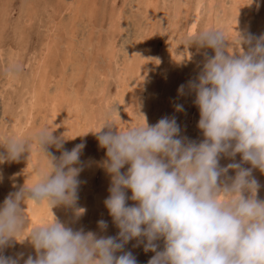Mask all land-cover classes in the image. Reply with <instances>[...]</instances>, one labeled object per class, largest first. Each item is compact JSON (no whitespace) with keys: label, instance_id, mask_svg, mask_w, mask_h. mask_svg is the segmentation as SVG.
Instances as JSON below:
<instances>
[{"label":"clouds","instance_id":"clouds-1","mask_svg":"<svg viewBox=\"0 0 264 264\" xmlns=\"http://www.w3.org/2000/svg\"><path fill=\"white\" fill-rule=\"evenodd\" d=\"M235 33L229 39L222 29L209 28L185 41L186 46L195 42L214 51L196 80L187 84L195 93L201 142L180 137L175 118L148 125L143 115L142 124L125 130L106 120L92 131L99 133V146L106 149L100 166L111 183L104 205L119 229L117 237L73 230L51 211L59 205L73 207L78 200L84 144L62 150L67 138L54 137L47 126L22 136L7 135L0 126V148L5 150L0 164L18 161L32 146L44 160L42 168H32L34 182L0 204V250L12 239L27 238L37 255L24 264H137L131 252L122 250L130 239L143 237L144 250L155 253L147 264H264L259 184L252 169L240 163L219 166L221 154L239 153L242 161L264 173V35L253 42L251 35ZM242 43L249 46L247 51ZM184 87L178 93L183 94ZM175 108L183 110L182 105ZM112 111L118 116L115 105ZM49 146L61 150L59 157ZM229 169L235 175L222 180ZM128 200L136 203L128 205ZM28 201L35 206L46 203L52 218L25 232L29 220L22 205ZM82 212L76 209V216ZM97 223L101 231L106 229L105 221ZM161 238L163 249L157 251L155 241ZM0 264H18V258L0 254Z\"/></svg>","mask_w":264,"mask_h":264},{"label":"rangeland","instance_id":"rangeland-1","mask_svg":"<svg viewBox=\"0 0 264 264\" xmlns=\"http://www.w3.org/2000/svg\"><path fill=\"white\" fill-rule=\"evenodd\" d=\"M26 1H24V0H0V6H1L0 7V17H1L0 18V23H2V24H0V26L2 28L4 27L3 30L0 27V29H1V31H0V37H1L0 41H1V43L0 44L2 45V46L0 45V47L1 48L4 47L3 49H6L8 47V45L12 44L13 47H15L16 49H18L20 51L19 56L17 58L18 62L17 63L15 62L16 70L15 69L11 70V73L13 72V73L17 74L16 75L17 79L12 81L11 84L6 87V90L2 94H0V126L2 124V126L4 128L3 131H4L5 134L13 135L14 131H15L14 130V126H13L15 120H17V119L21 120L20 122L22 123L21 125L23 127L22 132H25V130H28L31 127L32 122H37L36 120L39 117V118H42L41 119L42 123L45 120V122L42 124V127H44L45 125L47 126V124H48V126L50 124H51V126L52 125L55 126V128L53 129L54 133H52V135L54 137L60 136V138H62L64 136L65 138H67L68 141L70 139H72L69 142L66 139L63 140V146L65 148L63 147L62 150H71L74 147L75 144L76 145L77 144H85L83 149L81 150V155H80V157H81L80 161L83 164H85V165L83 167L84 169L82 170V172H80V174L78 176V179L80 181V184H79L80 188L78 187L79 188L78 189V200H77L76 204L73 207L65 206L66 208H63L64 205L63 206L59 205V206H61L60 209H64V211L60 210L58 208L59 206H55L56 208L53 207L51 209V211L54 214V216L61 223H64L68 227H71V228L73 227L72 228L73 230H83L85 232L92 231L94 233H97L98 235L117 237V233L119 232V229L116 227V225L111 220L112 218L108 214V210H106V207H105L104 201H103V200H105L104 198H107L108 195H109L108 188L110 186V183H109V180H110L109 178L110 177L107 176L106 171H104V169L100 166V162L105 159L104 158L105 157L104 154L106 153V151H104V150H106V149L100 147L99 144H98L97 135L99 133H92V131H96L97 128H99V126H101V123L105 122L104 120H110V121H114V122L116 121L115 123L119 127L118 128L119 130H125L126 128H129V127H132V126H138V125L143 123V114H145L144 116L147 115L145 118H146V121L149 123L148 125H154L161 118H175L176 123H178L177 124L178 126H179V124H182V125L179 126V128H180L179 136L180 137H186L188 140H191V141L196 142V143L201 142L204 139V137H203V134H202V130H200L198 128V126H197L198 120H199V110H198V107L193 102L194 99H195V93L192 92V94H191V92L187 88V84H188L189 81H193V80L195 81V78H197L198 74L200 73V71H201V69L203 67V64L206 61L205 59L210 58L211 56H213L214 55V51L211 48L207 47L206 48L207 50L205 49L206 51L204 50L201 55H198V54H196L197 44L194 42V43L186 46L185 41L188 38V36H191L192 34L198 32V31H203V30L209 29V28L215 29V28H218L219 25L221 26V24L224 23L223 21H226V22L228 21L227 24L228 25L231 24L233 26V28H234L233 29L231 27L232 28V31H231L232 34H230V38L229 39H234L235 38V35H236V33H234L235 31H237L239 34H241V32L243 30L241 36L246 38V36L248 37L249 35H251L254 38L253 42H255V38H259L262 35H264V2H263V0L262 1L261 0H256V1L253 0V3L245 5L246 3H248V0H245L246 2L244 0H235V1L234 0H230L231 3H233V4H230L229 0H216V1L215 0H192V1L191 0H184L185 1L184 8L182 7L181 10L179 11V13L176 15L175 11L173 10V8H174L173 6H174V1L175 0H152L151 3L146 4L147 6L145 4L144 5L143 4L142 5L138 4L137 6H133V7H132L131 3L134 0H106V1L102 0L103 2L101 0L100 1L99 0L98 1L97 0H84V1L83 0H52V1L50 0L49 1L48 0V2H47V0H26ZM41 1H42V3H41ZM53 1H54V3H51ZM55 1H57V2H55ZM72 1H73V3H72ZM74 1H75V3H74ZM82 1H83V3H81ZM87 1H89V2H87ZM91 1H92V5L89 4V3H91ZM239 1H240V3H239ZM25 2L28 3V4H26ZM63 2H64V4H63ZM207 2H209V3L207 4ZM224 2H225V4H224ZM236 2H238L239 6H236L237 5ZM33 3L36 4V5H34ZM96 3H98V4H96ZM48 4L51 6V8H49L50 6ZM80 5H81V8H80ZM202 5H203V7H202ZM228 5H230V6H228ZM257 5H259L260 7L257 6ZM34 6H35V8H34ZM62 6H64V7H62ZM142 6H143L144 9H141ZM40 7H41V9H39ZM85 7H87V8H85ZM139 7H141V8L139 9ZM198 7H201V8L198 9ZM205 7H207V8H205ZM237 7H241L243 9L241 10L240 13L238 12L237 15H238L239 18L236 19V17H235V21H234V20H231V18H234L235 15H233V17H231L233 13H229V12H231V9H232V12H234L233 11V10H235L234 8H237ZM122 8H124V9H122ZM131 8H132V11H131ZM186 8H187V10H186ZM195 8H197L198 10L195 9ZM202 8H204V9H202ZM3 9L7 10V11H5V13H4ZM77 9L79 11L81 10L80 13H79V11ZM87 9H89V10L86 13L85 10H87ZM237 9H239V8H237ZM251 9H252V11H251ZM19 10H21L22 12H20ZM24 10H25V13H24ZM63 10H64V12H62ZM40 11H41V13H38ZM105 11H107V12H105ZM197 11H200L201 14L199 13L200 15H199L198 19L195 21V18L193 17V14L197 13ZM98 12L99 13L102 12L101 15ZM187 12H188V14H187ZM247 12H249L248 13L249 15L247 14ZM90 13H91V15L94 14L93 16L95 17L96 20H94L93 16H90ZM129 13H131V15ZM5 14L7 16L6 18L4 17ZM23 14H24V16H22ZM83 14H84V16H85V14H87L90 17L87 16L88 18H86V17L83 16ZM217 14H219L220 16L217 15ZM261 14H263V15H261ZM105 15H106V17L108 16L107 19L104 18ZM165 15H166V17H165ZM37 16H39V17H37ZM52 16H54V18ZM194 16H195V14H194ZM203 16H205V17H203ZM221 16H222V18H220ZM60 17L62 19H60ZM82 17H84V19ZM183 17L185 19H183ZM102 18H104V19H102ZM159 18H160V20H159ZM1 19H3V20H1ZM47 19H49V20H47ZM58 19H59V22H58ZM18 21L20 23H18ZM112 21H114V22H112ZM208 21H210V22L208 23ZM256 21H257V23H256ZM97 22H99V23H97ZM111 22H112L113 26H111L112 25ZM192 22L194 23L195 27L192 26L193 25ZM234 22H239V23H236V25H238V27L234 24ZM17 23L20 25V27H19V25ZM43 23H45V24H43ZM48 23H50V24H48ZM116 23L118 24L117 26H116ZM123 23H125V24H123ZM199 23L201 24V26L199 25ZM3 24H5L6 26H3ZM11 24H13L15 26L13 27V25L11 26ZM92 24H93V26H92ZM245 24L248 25V26H245ZM153 25H154V27H153ZM239 25H241V26H239ZM260 25L262 27H260ZM75 26L76 27L78 26V27L76 28ZM106 26H108V27H106ZM184 26H185V28H184ZM249 26H251V27H249ZM54 27H57V28H54ZM192 27L194 28V32L193 33L192 32L189 33V29L192 28ZM246 27L247 28L249 27V28L247 29ZM82 28H85V29H82ZM109 28L111 30H113L114 33L112 31H111V33H110V31L108 32V30H110ZM145 28H146L147 31L144 30ZM242 28H244V29H242ZM4 29L6 31V34L4 33L5 32ZM76 29L79 30V31L77 32ZM88 29L92 33L90 31H88ZM105 29H106V31H105ZM258 29H259V31H258ZM75 30H76V32L79 35L74 34ZM115 30L117 32H115ZM143 30H144V32H143ZM148 30H149V32H148ZM247 30H249V31L247 32ZM158 31H159V35H158ZM145 32H147V33H145ZM8 33H9L10 36L8 35ZM107 33H110L111 36L108 35ZM143 33L145 34V38H143L144 37ZM92 34H94V35H92ZM141 34H142V36H141ZM14 35H15L16 38L14 37ZM113 35H114V37H113ZM150 35H151V38H152V36L154 37V38L151 39V41H150V37H149ZM231 35H233V36H231ZM257 35H258V37H257ZM12 36L14 37V39H12L13 38ZM70 36H71V38H70ZM104 36H106V38ZM139 36H140V38H139ZM76 37H78V38H76ZM96 37L99 38L98 39L99 42L97 41ZM102 37L104 38L103 39L104 42L101 40ZM112 37H113V39H115L114 40V44H113V42L111 40ZM91 39H92V41H91ZM144 39L147 40L146 44L142 43V42H144ZM134 41H136V42H134ZM39 42H41V43H39ZM8 43H10V44H8ZM13 43L15 44V46H14ZM105 43H107V45ZM135 43H136V45H135ZM69 44L70 45L72 44V46H71L72 48L70 47ZM98 45H99V48H98ZM103 45H105L106 47L103 46ZM113 45H115V46H113ZM63 46H64V48H63ZM133 46H134V48H133ZM104 47H105V49H104ZM248 47H249L248 45L246 46L243 43L241 44V48L244 51H247ZM66 48H67V50H66ZM94 48H95V50H94ZM62 49H64V50H62ZM147 49H148V51H147ZM132 50H133V53H132ZM138 50H139V52H141L142 57H141V59L139 61L134 59V62L136 61L134 63V62L130 61L129 56L132 53L133 57H135V55H137V53H138L136 51H138ZM187 50H189V52ZM229 51H231V49H229ZM233 51L235 53V49ZM113 52H115V53H113ZM191 52H192V54H191ZM0 53H1V50H0ZM108 53L111 56H109ZM154 53H155V56H154ZM63 54H64L65 57L63 56ZM90 54H92V55H90ZM168 54H170V56H168ZM124 55H125V57H124ZM149 55H152V56H149ZM184 55H186L185 58H184ZM190 55H191V59H190ZM193 55H194V57H192ZM195 55L198 56V57H196ZM67 56H69V57H67ZM148 56L150 57V60H152L150 62V64L147 62V61H150ZM55 57H56V59H55ZM87 57L88 58L90 57L89 60H88ZM167 57H170V59L167 58ZM65 58L68 59V61H65L66 60ZM187 58L189 60H187ZM35 59H36V63H35ZM53 59L58 60V61L55 62V60H53ZM106 59H108V60H106ZM184 59H186V61H183ZM105 60L107 61V63L105 62ZM178 60H179V62H177ZM87 61H89V62H87ZM54 62L55 63L58 62L59 64L57 63L55 65ZM167 62H168V64H167ZM176 62H177V64H176ZM202 62H203V64H202ZM108 63L111 64V65L107 66ZM165 63L167 65H165ZM183 63L184 64L186 63V66L182 65ZM53 64H54V66H53ZM174 64H175L176 68H174ZM0 65H2V66H0V82H1L4 79V74H5L4 67H3L4 66V62H3V58L1 56H0ZM178 65H179V67H178ZM148 66H151V67L153 66V67L150 68ZM182 66L184 68H182ZM33 67H37L38 68V74L36 76L44 77L45 79H47L48 83H47L46 86H47L48 89H45L43 91V94H44V95L42 94V97L44 96V98H42L43 101L40 104L37 103L38 107H36V109L34 108V116H33L34 119L32 117L31 124L27 123L29 125H27V124L24 125V123L26 122L24 120L26 118L25 117L26 114L23 113V112H25V109L23 108V104L24 103L26 104L27 100L30 97H32V95L29 94L30 91H31L30 90L31 89L30 88L31 85L29 86V83H27V80H28V78H30L29 81H31V79L35 80V78H33V77L31 78V73H32V68ZM180 67L183 70H180ZM172 68H174V70L177 69V70H175L176 72L175 71L173 72ZM186 68H188V69H186ZM190 70H192V71H190ZM152 71H154V73H152ZM76 72H77V74H76ZM112 72L114 74L113 76L111 75ZM140 73H142V74L140 75ZM165 73H166V75H165ZM174 73H176V74H174ZM149 74H151V75H149ZM174 75H176V79H175ZM100 76H101V78H100ZM144 77L147 78V79L149 77V79L145 80ZM157 77H159V78L156 81ZM131 78H133L134 80L131 79ZM162 78L164 79L163 81H162ZM76 79H79V80L76 81ZM142 79H144L145 82H143ZM152 80L154 81V83H152L153 82ZM55 81H57V82H55ZM155 82L157 84H159V85H157ZM160 82H162V84ZM179 82H181V83H179ZM31 83H32V81L30 82V84ZM51 83L53 85H51ZM100 84L102 86V89H101ZM97 85H98V87H100V88H98L99 90L97 89ZM170 85H172V87ZM181 85L185 86L183 94L178 93V88ZM54 86H56V87H54ZM69 86H70V88H69ZM73 86H74V88H73ZM75 86H78L79 88L75 87ZM86 86H87V89L85 88ZM149 86H150V88H149ZM56 88H58V89H56ZM145 88H146V91H145ZM27 89H28V92H27ZM91 89H93V90H91ZM47 91L51 92V93L55 92L53 95H51L49 97L50 98L49 100L45 99V95H47ZM131 92L134 93V94H132ZM141 93H142V95H141ZM151 93H153V94H151ZM98 94H99V96H98ZM159 95L161 97H159ZM162 95H163L165 100L162 98ZM145 96H146V98H145ZM57 97H59V98H57ZM60 97H62V99ZM74 97H76L74 100L77 99L76 100V102H77L76 104L73 103L74 100H72ZM91 97H93V98H91ZM148 97H150V98H148ZM171 97H173V98H171ZM17 98H18V100H17ZM79 98H80L81 101L79 100ZM83 98H84V100H83ZM90 98H91V100H90ZM159 98H161V100ZM151 99H152V101H151ZM65 100H67V101H65ZM93 100L97 101V102H94ZM99 100H102V101H99ZM180 100L181 101L183 100L184 104H183V101L181 103ZM52 101L54 102V104H52L53 103ZM80 102H83V103L80 104ZM98 102L99 103L101 102L102 104L100 103V105H99ZM140 102H142V103H140ZM91 103L92 104L94 103V104L92 105ZM174 103H176V105H179V104L182 105L183 111H179V112L177 111L176 112L175 111V109H176L175 106L176 105H174ZM135 104H136V106H135ZM142 104H143V107H142ZM113 105H115L116 110H117V114L119 113L118 114L119 117L115 114L114 111L112 112ZM131 105H132V107H131ZM145 105L147 107L148 106L149 107L147 108ZM40 106L41 107L44 106L46 108V110H45L44 107L41 108ZM86 106H87V110H86ZM93 107H95L94 111H92ZM106 107H107V109H106ZM130 107H131V109H129ZM134 107H136V108H134ZM151 107H152V111H151ZM50 108H51V110H50ZM60 108H63V109L61 110ZM71 108H73V111H71ZM75 108H76V110H75ZM101 108H103V109L100 112L99 110ZM19 109H20V111H18ZM79 109H80V111H79ZM82 109H83V113H82ZM149 109L151 111L150 114H149ZM157 109H159V110H157ZM160 109H162V111ZM97 110H98V112H97ZM104 110L105 111L107 110V113ZM37 111H39V112H37ZM44 111H47V112H44ZM131 111H134V112H131ZM159 111L161 113H159ZM64 112L67 113V114L65 115ZM68 112H69L70 116L68 115ZM86 112H88V113H86ZM110 112H112V113L110 114ZM140 112H141V114H140ZM165 112H167V113H165ZM44 113H45L46 117H45ZM63 113H64V118H63ZM94 113H97L99 115L94 114ZM101 113H104V114H101ZM131 113H133L134 117H132L133 115ZM96 115H97V117H96ZM154 115H155V117H154ZM88 116H90V118ZM93 116H94V119H93ZM98 116H100V117H98ZM102 117L103 118L105 117V118L103 119ZM109 117H112V118L109 119ZM149 117H150V119H149ZM85 118L87 120H85ZM101 118H102V120H101ZM114 118H116V120ZM64 119L67 120V122H65V124H64V121H65ZM70 119L71 120L73 119L75 121H73V120L71 121ZM92 120L94 121V123H93ZM184 120H186V122ZM52 121H53V123H52ZM86 121L87 122L89 121V123H87ZM126 121H128V122H126ZM133 121H135V122H133ZM29 122H30V120H29ZM99 122H101V123H99ZM98 123L100 125H98ZM120 124H123V127ZM80 125L82 127L84 126L83 128H85L86 131L83 130L80 133L79 130H81V128H79V129L77 128L78 126L81 127ZM129 125H131V126H129ZM53 127H50V129L53 128ZM74 127H75V129H72ZM121 127H122V129H121ZM71 129H72V131H71ZM76 129L78 130V132L76 131ZM112 129H113V132H114L115 131V127H113ZM103 130L104 131H108V128L102 129L101 131H103ZM59 131H61V132H59ZM57 132H58L59 135H57ZM71 132L72 133L74 132L73 133V137L74 136L77 137V135H80L82 138H80V137L73 138L72 135H71L72 134ZM82 132H83V134H82ZM90 134H92L93 137ZM69 136H70V139H69ZM80 140H82V141H80ZM84 140H85V142H83ZM65 143H68V144H66V146H65L64 145ZM89 144H91L92 146L89 145ZM86 145H87V147H86ZM94 145H95V148L93 147ZM88 148H91V150H88ZM31 149H33V148H31ZM50 149H52V150H50ZM50 149L48 148L49 151H52L50 153H52L53 155L59 157L58 155H60L61 150L59 152V150H57L54 146H52V148L50 147ZM95 149L97 151H95ZM90 151H91V153L93 152V154H91ZM35 152H36V150L33 149L32 151L30 150V154H28L27 152L23 153L25 155L22 154L20 159H19L20 161L21 160L25 161V162H23V167H22L23 170H22V172L27 171V172L31 173L32 176L34 177V179H35V175L32 173V168H33L32 164L34 166V163L37 162V160L39 161L41 159V156L38 154V152L36 154H35ZM82 152H84L86 155L84 153H82ZM94 152H95V154H94ZM30 155H32V156H30ZM89 155H90V157H89ZM26 156H27V158H26ZM37 157H39V158H37ZM28 158H30V159H28ZM95 159H96L97 162L94 161ZM87 160L89 161V164H88ZM41 161H39V164H42V163L44 164L43 158L41 159ZM90 162H91V164H90ZM94 162L97 165H95ZM4 163L6 165L5 164H1L2 171H0V176H2V179H0V204H2L4 202L3 200H5V198L9 195V193L11 194L13 192L12 190H9L11 188L13 189V176L11 174V168L13 167L12 165H15L16 162L14 161V162H9L8 163L6 161ZM230 163H240L242 165L241 167L245 168V166H249V167H246V168H251L252 169L251 170V175L253 176L254 179H256L257 183L259 184V188L257 190L256 198L258 200H264V189H263L264 188V184H263L264 183V180H263L264 179V173H262L258 168H252V166L248 162L242 161L241 155H240V160L239 161H235L234 158L231 157L229 161H227L224 164H221L219 166L220 167H225V166H227ZM43 164H42V166H43ZM4 165H5V167H4ZM87 165L89 167H87ZM90 165H91V169L93 168L92 171H91V169L89 170ZM36 166H37V164H36ZM97 167L99 169H101V170H99ZM127 167L125 165L124 168L121 169V171L122 172L125 171L126 170L125 168H127ZM86 168L88 170H86ZM29 169H30V171H29ZM3 171H4V173H3ZM5 172H6V174H5ZM89 172H90V175L88 176ZM91 173H93V174H91ZM103 173H105V174H103ZM234 175H235V170L229 169L228 172L226 173V175L222 176L224 178H221V179L223 180L226 177H232ZM105 177H106V179L108 178L107 181L105 180ZM258 179H259V181H258ZM90 180H91V183H90ZM99 180L103 181L104 184H103V182H101ZM105 183L107 184V186H106ZM26 186H28V185H26ZM84 186H86V187H84ZM99 186H100V188H99ZM101 188H102L103 191H101ZM89 190L92 193L89 192ZM105 190H106V192H105ZM5 191H7V192H5ZM128 191L129 190H126V195L127 196H131V191H129V193H128ZM4 192H5L6 195L4 194ZM103 193H104L105 197H104ZM89 195L91 196V198H90ZM92 195L93 196L96 195V196L93 197ZM245 195H247V193H245ZM99 197L101 198L100 200H99ZM87 198H89V199H87ZM93 199L95 200L94 203L95 202H97V203L94 204L93 201H92ZM96 199H98L99 202H98V200L96 201ZM1 201H3V202H1ZM129 201L130 200L127 201L128 205H129ZM89 203H91V204H89ZM97 204L98 205L100 204V205L98 206ZM79 206L83 207V208H80ZM95 206H96V208H95ZM47 209H48V207L46 206V203H44V202H41V204L39 206H35L34 205V211L38 210L37 212L41 213V217L42 218H41V221H39V220H36V218L28 217V220H29L28 225L33 226L34 224H40V223H44V222L50 221L51 218H52V214L49 211V209L48 210ZM71 209L73 210V212H72L71 217H70V214H68L67 210H71ZM76 209H83L84 213L82 212V214L77 217L76 216ZM104 209L106 211H104ZM56 210H58V211H56ZM99 211L102 212V213H100ZM105 212L107 213V217H106V215L104 217ZM101 214H103V215H101ZM85 215H86V217H85ZM67 218H68V220H67ZM107 218H109V219L106 222L105 220H107ZM102 219L106 222V224L107 223L108 224H107L106 229L101 231L100 228H99L98 229L99 231H98V230H96L98 228V226H96V225L98 224L97 222L102 220ZM135 240H134V238L130 239L124 245V248H123L122 251L131 252L134 257L136 256L135 258H136L137 264H146L148 262V260L155 253L150 251V250L146 251V252L144 251L145 239L143 237L142 238H135ZM134 242H136V244H138V245H135ZM155 243L157 244V251H160V250L163 249V239L162 238L160 240H158V241H155ZM32 248L34 249V247L30 243V241L27 240V238H25V240H23V242H18V241H15L14 239H12V240L9 241L8 245H6L2 249V251L0 250V254L4 255L5 257H12L13 259H17L18 258V264H24L23 261H20V260H22V257H25L26 255L27 256H34L36 251H35V249L32 250ZM134 248H137V250L134 249ZM23 251H24V253H23ZM27 251L28 252L32 251V253H28ZM119 254H121V253H117V255H119Z\"/></svg>","mask_w":264,"mask_h":264},{"label":"bare ground","instance_id":"bare-ground-1","mask_svg":"<svg viewBox=\"0 0 264 264\" xmlns=\"http://www.w3.org/2000/svg\"><path fill=\"white\" fill-rule=\"evenodd\" d=\"M24 1H26V0H24ZM49 1H50V0H49ZM51 1H52V0H51ZM83 1H84V0H83ZM83 1H82L81 3H83ZM97 1H98V0H97ZM97 1H96V2H97ZM99 1H100V0H99ZM101 1H102V0H101ZM103 1H106V0H103ZM103 1H102V2H103ZM151 1H152V0H134V1H132L131 4H132V7H133V6H137L138 4H139V5H140V4H141V5H142V4H143V5L145 4V5H146V4L151 3ZM191 1H192V0H191ZM215 1H216V0H215ZM229 1H230V0H229ZM234 1H235V0H234ZM244 1H245V0H244ZM244 1H243V2H244ZM255 1H256V0H255ZM261 1H262V0H261ZM26 2H27V1H26ZM26 2H25V3H26ZM28 2H29V1H28ZM32 2H33V1H32ZM47 2H48V0H47ZM55 2H57V1H55ZM67 2H68V1H67ZM87 2H89V1H87ZM198 2H199V1H198ZM245 2H246V1H245ZM263 2H264V0H263ZM41 3H42V1H41ZM41 3H40V4H41ZM51 3H54V1L51 2ZM61 3H62V2H61ZM72 3H73V1H72ZM74 3H75V1H74ZM81 3H80V4H81ZM113 3H114V2H113ZM208 3H209V2H207V4H208ZM239 3H240V1H239ZM5 4H6V3H5ZM26 4H28V3H26ZM33 4H34V3H33ZM63 4H64V2H63ZM63 4H62V5H63ZM89 4L92 5V1H91V3H89ZM96 4H98V3H96ZM107 4H108V3H107ZM124 4H125V3H124ZM124 4H123V5H124ZM191 4H192V3H191ZM224 4H225V2H224ZM227 4H228V3H227ZM230 4H233V3H231V1H230ZM236 4H237L236 6H239V5H238V2H236ZM244 4H245V3H244ZM261 4H262V3H261ZM8 5H9V4H8ZM18 5H19V4H18ZM34 5H36V4H34ZM41 5H42V4H41ZM41 5H40V6H41ZM48 5H49V4H48ZM48 5H47V6H48ZM51 5H52V4H51ZM60 5H61V4H60ZM82 5H83V4H82ZM104 5H105V4H104ZM205 5H206V4H205ZM253 5H254V4H253ZM4 6H5V5H4ZM49 6H50V5H49ZM74 6H75V5H74ZM127 6H128V5H127ZM146 6H147V5H146ZM184 6H185V1H184V0H175V1H174V6H173V7H174L173 10L175 11V14L177 15V14L179 13V11L181 10V8H182V7L184 8ZM228 6H230V5H228ZM228 6H227V7H228ZM236 6H235V7H236ZM258 6H259V5H258ZM0 7H1V6H0ZM5 7H6V6H5ZM24 7H25V6H24ZM27 7H28V6H27ZM27 7H26V8H27ZM38 7H39V6H38ZM62 7H64V6H62ZM62 7H61V8H62ZM71 7H72V6H71ZM83 7H84V6H83ZM93 7H94V6H93ZM93 7H92V8H93ZM114 7H115V6H114ZM119 7H120V6H119ZM202 7H203V5H202ZM207 7H208V6H207ZM207 7H205V8H207ZM259 7H260V6H259ZM28 8H29V7H28ZM34 8H35V6H34ZM49 8H51V6H50ZM49 8H48V9H49ZM52 8H53V7H52ZM69 8H70V7H69ZM76 8H77V7H76ZM80 8H81V5H80ZM85 8H87V7H85ZM88 8H89V7H88ZM99 8H100V7H99ZM134 8H135V7H134ZM140 8H141V7H139V9H140ZM199 8H201V7H198V9H199ZM231 8H232V7H231ZM237 8H239V9H237ZM237 8H234V9H235V10H233L234 12H232V9H231V12H229V13H233L231 17H233V15H235L234 18H231V20H234V21H235V17H236V19L239 18L237 14H238V12L240 13L241 10H242L243 8H241V7H237ZM255 8H256V7H255ZM261 8H262V7H261ZM23 9H24V8H23ZM39 9H41V7H40ZM101 9H102V8H101ZM101 9H100V10H101ZM107 9H108V8H107ZM122 9H124V8H122ZM141 9H144L143 6H142ZM189 9H190V8H189ZM195 9H197V8H195ZM198 9H197V10H198ZM202 9H204V8H202ZM202 9H201V10H202ZM214 9H215V8H214ZM262 9H263V8H262ZM3 10H4V9H3ZM49 10H50V9H49ZM54 10H55V9H54ZM77 10H78V9H77ZM83 10H84V9H83ZM83 10H82V11H83ZM88 10H89V9L85 10V12L87 13ZM97 10H98V9H97ZM170 10H171V9H170ZM186 10H187V8H186ZM229 10H230V9H229ZM253 10H254V9H253ZM5 11H7V10H4L3 12L5 13ZM19 11L22 12L21 10H19ZM37 11H38V10H37ZM65 11H66V10H65ZM78 11H79V10H78ZM80 11H81V10H80ZM80 11H79V13H80ZM122 11H123V10H122ZM131 11H132V8H131ZM224 11H225V10H224ZM226 11H227V10H226ZM248 11H249V10H248ZM251 11H252V9H251ZM260 11H261V10H260ZM260 11H259V12H260ZM32 12H33V11H32ZM35 12H36V11H35ZM45 12H46V11H45ZM62 12H64V10H63ZM66 12H67V11H66ZM90 12H91V11H90ZM99 12H100V11H99ZM99 12H98V13H99ZM105 12H107V11H105ZM114 12H115V11H114ZM141 12H142V11H141ZM163 12H164V11H163ZM194 12H195V11H194ZM208 12H209V11H208ZM249 12H250V11H249ZM249 12H247V14H248ZM254 12H255V11H254ZM24 13H25V10H24ZM26 13H27V12H26ZM38 13H41V11L38 12ZM38 13H37V14H38ZM47 13H48V12H47ZM91 13H92V12H91ZM91 13H90V16H93L94 14L91 15ZM101 13H102V12H101ZM101 13H99V14L101 15ZM117 13H118V12H117ZM172 13H173V12H172ZM199 13H200V11H197V13H194L195 16H194V14H193V17L195 18V21L198 19L199 15L201 14V13H200V14H199ZM209 13H210V12H209ZM218 13H219V12H218ZM223 13H224V12H223ZM223 13H222V14H223ZM261 13H262V12H261ZM2 14H3V13H2ZM6 14H7V13H6ZM6 14H5V16L3 15L5 18L7 17ZM72 14H73V13H72ZM114 14H115V13H114ZM129 14L131 15V13H129ZM180 14H181V13H180ZM180 14H179V15H180ZM187 14H188V12H187ZM204 14H205V13H204ZM222 14H221V15H222ZM225 14H226V13H225ZM225 14H224V15H225ZM244 14H245V13H244ZM251 14H252V13H251ZM254 14H255V13H254ZM257 14H258V13H257ZM40 15H41V14H40ZM45 15H46V14H45ZM55 15H56V14H55ZM81 15H82V14H81ZM102 15H103V14H102ZM116 15H117V14H116ZM120 15H121V14H120ZM124 15H125V14H124ZM166 15H167V14H166ZM166 15H165V17H166ZM176 15H175V16H176ZM217 15H219V14H217ZM226 15H227V14H226ZM228 15H229V14H228ZM230 15H231V14H230ZM248 15H249V14H248ZM261 15H263V14H261ZM22 16H24V14H23ZM43 16H44V15H43ZM65 16H66V15H65ZM65 16H64V17H65ZM83 16H84V14H83ZM87 16L90 17V16L87 15V14H85L84 17L88 18ZM219 16H220V15H219ZM259 16H260V15H259ZM259 16H258V17H259ZM33 17H34V16H33ZM37 17H39V16H37ZM52 17L54 18V16H52ZM67 17H68V16H67ZM84 17H82V18L84 19ZM107 17H108V16H107ZM107 17H106V15L104 16L105 19H107ZM109 17H110V16H109ZM116 17H117V16H116ZM120 17H121V16H120ZM122 17H123V16H122ZM129 17H130V16H129ZM185 17H186V16H185ZM203 17H205V16H203ZM225 17H226V16H225ZM246 17H247V16H246ZM246 17H245V18H246ZM0 18H1V17H0ZM86 18H85V19H86ZM93 18H94V20H96L94 16H93ZM98 18H99V17H98ZM104 18H102V19H104ZM135 18H136V17H135ZM186 18H187V17H186ZM201 18H202V17H201ZM220 18H222V16H221ZM226 18H227V17H226ZM245 18H244V19H245ZM259 18H260V17H259ZM7 19H8V18H7ZM60 19H62V18L60 17ZM67 19H68V18H67ZM90 19H91V18H90ZM113 19H114V18H113ZM183 19H185V18L183 17ZM256 19H257V18H256ZM1 20H3V19H1ZM8 20H9V19H8ZM21 20H22V19H21ZM47 20H49V19H47ZM80 20H81V19H80ZM88 20H89V19H88ZM110 20H111V19H110ZM141 20H142V19H141ZM159 20H160V18H159ZM163 20H164V19H163ZM167 20H168V19H167ZM172 20H173V19H172ZM180 20H181V19H180ZM193 20H194V19H193ZM199 20H200V19H199ZM207 20H208V19H207ZM241 20H242V19H241ZM26 21H27V20H26ZM42 21H43V20H42ZM53 21H54V20H53ZM61 21H62V20H61ZM182 21H183V20H182ZM229 21H230V20H229ZM260 21H261V20H260ZM260 21H259V22H260ZM4 22H5V21H4ZM4 22H3V23H4ZM58 22H59V19H58ZM78 22H79V21H78ZM112 22H114V21H112ZM112 22H111V24H112ZM123 22H124V21H123ZM133 22H134V21H133ZM180 22H181V21H180ZM193 22H194V21H193ZM193 22H192V23H193ZM203 22H204V21H203ZM209 22H210V21H208V23H209ZM218 22H219V21H218ZM223 22H224V23L221 24V26L219 25L218 28H219V29H222V30L225 32V34L230 38V34H232L231 31H232L233 26H232L231 24L228 25V24H227L228 21H227V22H226V21H223ZM18 23H20V22L18 21ZM18 23H17V24H18ZM73 23H74V22H73ZM82 23H83V22H82ZM97 23H99V22H97ZM125 23H126V22H125ZM125 23H123V24H125ZM164 23H165V22H164ZM236 23H239V22H234L235 25H236ZM249 23H250V22H249ZM256 23H257V21H256ZM262 23H263V22H262ZM0 24H2V23H0ZM41 24H42V23H41ZM41 24H40V25H41ZM43 24H45V23H43ZM48 24H50V23H48ZM48 24H47V25H48ZM79 24H80V23H79ZM111 24H110V25H111ZM114 24H115V23H114ZM158 24H159V23H158ZM181 24H182V23H181ZM184 24H185V23H184ZM259 24H260V23H259ZM7 25H8V24H7ZM12 25H13V24H11V26H12ZM18 25H19V24H18ZM18 25H17V26H18ZM21 25H22V24H21ZM29 25H30V24H29ZM55 25H56V24H55ZM60 25H61V24H60ZM85 25H86V24H85ZM117 25H118V24L116 23V26H117ZM195 25H196V24H195ZM199 25L201 26L200 23H199ZM253 25H254V24H253ZM3 26H6V25L3 24ZM14 26H15V25H13V27H14ZM30 26H31V25H30ZM81 26H82V25H81ZM81 26H80V27H81ZM90 26H91V25H90ZM92 26H93V24H92ZM92 26H91V27H92ZM111 26H113V24H112ZM163 26H164V25H163ZM182 26H183V25H182ZM192 26H194V23H193ZM197 26H198V25H197ZM200 26H199V27H200ZM202 26H203V25H202ZM236 26L238 27V25H236ZM239 26H241V25H239ZM245 26H248V25L245 24ZM0 27H1V26H0ZM19 27H20V25H19ZM75 27H76V26H75ZM77 27H78V26H77ZM77 27H76V28H77ZM80 27H79V28H80ZM100 27H101V26H100ZM103 27H104V26H103ZM106 27H108V26H106ZM153 27H154V25H153ZM156 27H157V26H156ZM156 27H155V28H156ZM160 27H161V26H160ZM194 27H195V26H194ZM231 27H232V28H231ZM237 27H236V28H237ZM242 27H243V26H242ZM249 27H251V26H249ZM249 27H248V28H249ZM260 27H262V26L260 25ZM1 28H2V27H1ZM3 28H4V27H3ZM3 28H2V30H3ZM54 28H57V27H54ZM60 28H61V27H60ZM113 28H114V27H113ZM122 28H123V27H122ZM181 28H182V27H181ZM184 28H185V26H184ZM184 28H183V29H184ZM246 28H247V27H246ZM248 28H247V29H248ZM82 29H85V28H82ZM109 29H110V28H109ZM115 29H116V28H115ZM117 29H118V28H117ZM125 29H126V28H125ZM137 29H138V28H137ZM153 29H154V28H153ZM179 29H180V28H179ZM183 29H182V30H183ZM196 29H197V28H196ZM198 29H199V28H198ZM233 29H234V28H233ZM242 29H244V28H242ZM14 30H15V29H14ZM40 30H41V29H40ZM49 30H50V29H49ZM54 30H55V29H54ZM76 30H77V29H76ZM76 30H75V32H76ZM93 30H94V29H93ZM122 30H123V29H122ZM144 30H146V28H145ZM144 30H143V32H144ZM173 30H174V29H173ZM186 30H187V29H186ZM237 30H238V29H237ZM249 30H250V29H249ZM249 30H247V32H248ZM0 31H1V29H0ZM4 31H5V29H4ZM4 31H3V32H4ZM11 31H12V30H11ZM50 31H51V30H50ZM67 31H68V30H67ZM78 31H79V30H77V32H78ZM88 31H90V30L88 29ZM101 31H102V30H101ZM105 31H106V29H105ZM109 31H110V33H111V31L114 33V31L111 30V29L108 30V32H109ZM146 31H147V30H146ZM161 31H162V30H161ZM258 31H259V29H258ZM16 32H17V31H16ZM60 32H61V31H60ZM60 32H59V33H60ZM75 32H74V34L79 35L77 32H76V33H75ZM90 32H91V31H90ZM115 32H117V31L115 30ZM148 32H149V30H148ZM162 32H163V31H162ZM178 32H179V31H178ZM191 32H192V33L194 32V28H193V27L189 29V33H191ZM242 32H243V30H242ZM242 32H241V34H242ZM245 32H246V31H245ZM247 32H246V33H247ZM256 32H257V31H256ZM262 32H263V31H262ZM4 33L6 34V31H5ZM61 33H62V32H61ZM82 33H83V32H82ZM84 33H85V32H84ZM91 33H92V32H91ZM94 33H95V32H94ZM100 33H101V32H100ZM110 33H107V34L111 36ZM145 33H147V32H145ZM152 33H153V32H152ZM156 33H157V32H156ZM234 33H235V32H234ZM254 33H255V32H254ZM1 34H2V33H1ZM143 34H144V33H143ZM187 34H188V33H187ZM241 34H240V35H241ZM3 35H4V34H3ZM8 35H9V33H8ZM67 35H68V34H67ZM69 35H70V34H69ZM81 35H82V34H81ZM81 35H80V36H81ZM92 35H94V34H92ZM114 35H115V34H114ZM114 35H113V37H114ZM116 35H117V34H116ZM156 35H157V34H156ZM158 35H159V31H158ZM233 35H234V34H233ZM233 35H231V36H233ZM4 36H5V35H4ZM4 36H3V37H4ZM9 36H10V35H9ZM21 36H22V35H21ZM45 36H46V35H45ZM51 36H52V35H51ZM85 36H86V35H85ZM102 36H103V35H102ZM141 36H142V34H141ZM235 36H236V35H235ZM260 36H261V35H260ZM12 37H13V36H12ZM14 37H15V35H14ZM14 37H13L12 39H14ZM88 37H89V36H88ZM88 37H87V38H88ZM104 37L106 38V36H104ZM113 37H112L111 40H112V42H113V44H114V40H115V39H113ZM149 37H150V41H151L152 38H154L153 36H152V38H151V35H150ZM174 37H175V36H174ZM188 37H189V36H188ZM246 37H247V36H246ZM257 37H258V35H257ZM0 38H1V37H0ZM8 38H9V37H8ZM15 38H16V37H15ZM53 38H54V37H53ZM68 38H69V37H68ZM70 38H71V36H70ZM76 38H78V37H76ZM94 38H95V37H94ZM96 38H97V41H98L99 38H98V37H96ZM139 38H140V36H139ZM143 38H145V34H144V37H143ZM3 39H4V38H3ZM92 39H93V38H92ZM92 39H91V41H92ZM103 39H104V38L102 37L101 40L103 41ZM132 39H133V38H132ZM137 39H138V38H137ZM155 39H156V38H155ZM1 40H2V39H1ZM44 40H45V39H44ZM47 40H48V39H47ZM67 40H68V39H67ZM70 40H71V39H70ZM153 40H154V39H153ZM156 40H157V39H156ZM42 41H43V40H42ZM87 41H88V40H87ZM62 42H63V41H62ZM81 42H82V41H81ZM85 42H86V41H85ZM98 42H99V41H98ZM103 42H104V41H103ZM103 42H102V43H103ZM134 42H136V41H134ZM134 42H133V43H134ZM146 42H147V40L144 39V42H142V43H145V44H146ZM153 42H154V41H153ZM0 43H1V41H0ZM39 43H41V42H39ZM63 43H64V42H63ZM4 44H5V43H4ZM8 44H10V43H8ZM13 44H14V43H13ZM84 44H85V43H84ZM94 44H95V43H94ZM98 44H99V43H98ZM105 44L107 45V43H105ZM154 44H155V43H154ZM154 44H153V45H154ZM0 45H1V44H0ZM6 45H7V44H6ZM69 45H70V44H69ZM135 45H136V43H135ZM150 45H151V44H150ZM1 46H2V45H1ZM14 46H15V44H14ZM40 46H41V45H40ZM71 46H72V44L70 45V47H71ZM86 46H87V45H86ZM93 46H94V45H93ZM103 46H105V45H103ZM109 46H110V45H109ZM113 46H115V45H113ZM116 46H117V45H116ZM246 46H247V45H246ZM68 47H69V46H68ZM70 47H69V48H70ZM83 47H84V46H83ZM105 47H106V46H105ZM105 47H104V49H105ZM120 47H121V46H120ZM142 47H143V46H142ZM144 47H145V46H144ZM150 47H151V46H150ZM3 48H4V47H3ZM3 48L0 47V50H1L0 56L3 58V62H4V66H3V67H4V72H5V74H4V79L0 82V85H1V86H0V94H2V93L6 90V87L9 86V85L11 84L12 81H14V80L17 79V77H16L17 74H16V73H13V72L11 73V70H12V69H13V70H14V69L16 70L15 62H16V63L18 62L17 58H18L19 53H20V51H19L18 49H16L15 47L12 46V44H11V45H8V47H7L6 49H3ZM41 48H42V47H41ZM63 48H64V46H63ZM71 48H72V47H71ZM98 48H99V45H98ZM98 48H97V49H98ZM113 48H114V47H113ZM115 48H116V47H115ZM124 48H125V47H124ZM133 48H134V46H133ZM133 48H132V49H133ZM153 48H154V47H153ZM206 48H207V47H201V46L197 45V47H196V49H197V50H196V54L201 55L202 52H203ZM101 49H102V48H101ZM151 49H152V48H151ZM36 50H37V49H36ZM62 50H64V49H62ZM66 50H67V48H66ZM84 50H85V49H84ZM94 50H95V48H94ZM134 50H135V49H134ZM139 50H140V49H139ZM139 50L136 51V52H138V53H137V55H135V57H133V55H132L133 50H132V53L130 52V53H131V55L129 56L130 61L134 62V59H135V60H138V61L141 59L142 55H141V52H139ZM206 50H207V49H206ZM206 50H205V51H206ZM68 51H69V50H68ZM92 51H93V50H92ZM114 51H115V50H114ZM127 51H128V50H127ZM147 51H148V49H147ZM187 51L189 52V50H187ZM90 52H91V51H90ZM93 52H94V51H93ZM97 52H98V51H97ZM107 52H108V51H107ZM123 52H124V51H123ZM185 52H186V51H185ZM87 53H88V52H87ZM113 53H115V52H113ZM130 53H129V54H130ZM186 53H187V52H186ZM65 54H66V53H65ZM108 54H109V53H108ZM111 54H112V53H111ZM146 54H147V53H146ZM151 54H152V53H151ZM191 54H192V52H191ZM22 55H23V54H22ZM55 55H56V54H55ZM90 55H92V54H90ZM119 55H120V54H119ZM186 55H187V54H186ZM186 55H184V58H185ZM63 56H64V54H63ZM70 56H71V55H70ZM78 56H79V55H78ZM109 56H111V55L109 54ZM145 56H146V55H145ZM149 56H152V55H149ZM149 56H148V58H149V60H150V57H149ZM154 56H155V53H154ZM168 56H170V54H168ZM195 56H196V55H195ZM49 57H50V56H49ZM64 57H65V56H64ZM67 57H69V56H67ZM67 57H66V58H67ZM79 57H80V56H79ZM124 57H125V55H124ZM187 57H188V56H187ZM192 57H194V55H193ZM196 57H198V56H196ZM43 58H44V57H43ZM66 58H65V59H66ZM87 58H88V57H87ZM89 58H90V57H89ZM89 58H88V60H89ZM126 58H127V57H126ZM146 58H147V57H146ZM167 58L170 59V57H167ZM55 59H56V57H55ZM55 59H53V60H55ZM79 59H80V58H79ZM190 59H191V55H190ZM51 60H52V59H51ZM106 60H108V59H106ZM106 60H105V62L107 63ZM109 60H110V59H109ZM187 60H189V59L187 58ZM193 60H194V59H193ZM197 60H198V59H197ZM205 60H206V59H205ZM46 61H47V60H46ZM56 61H58V60H55V62H56ZM65 61H68V59H66ZM144 61H145V60H144ZM146 61H147V60H146ZM151 61H152V60L147 61V62L150 64ZM183 61H186V59H184ZM52 62H53V61H52ZM55 62H54V63H55ZM59 62H60V61H59ZM87 62H89V61H87ZM115 62H116V61H115ZM119 62H120V61H119ZM119 62H118V63H119ZM126 62H127V61H126ZM135 62H136V61H135ZM135 62H134V63H135ZM142 62H143V61H142ZM147 62H146V63H147ZM177 62H179V60H178ZM177 62H176V64H177ZM180 62H181V61H180ZM187 62H188V61H187ZM203 62H204V61H203ZM203 62H202V64H203ZM205 62H206V61H205ZM1 63H2V62H1ZM35 63H36V59H35ZM57 63H58V62H57ZM57 63H55V65H56ZM106 63H105V64H106ZM121 63H122V62H121ZM146 63H145V64H146ZM181 63H182V62H181ZM58 64H59V63H58ZM90 64H91V63H90ZM119 64H120V63H119ZM167 64H168V62H167ZM167 64L165 63V65H167ZM188 64H189V63H188ZM188 64H187V65H188ZM77 65H78V64H77ZM79 65H80V64H79ZM85 65H86V64H85ZM109 65H111V64L108 63L107 66H109ZM180 65H181V64H180ZM182 65L186 66V63H185V64L183 63ZM0 66H2V65H0ZM53 66H54V64H53ZM57 66H58V65H57ZM145 66H146V65H145ZM45 67H46V66H45ZM60 67H61V66H60ZM83 67H84V66H83ZM91 67H92V66H91ZM148 67L152 68L153 66H152V67H151V66H148ZM178 67H179V65H178ZM178 67H177V68H178ZM18 68H19V67H18ZM62 68H63V67H62ZM84 68H85V67H84ZM146 68H147V67H146ZM174 68H176V67H175V64H174ZM174 68H172V69H173V70H172L173 72H174L175 70H177V69L174 70ZM182 68H184V67L182 66ZM182 68L180 67V70H183ZM189 68H190V67H189ZM186 69H188V68H186ZM105 70H106V69H105ZM120 70H121V69H120ZM122 70H123V69H122ZM154 70H155V69H154ZM80 71H81V70H80ZM141 71H142V70H141ZM146 71H147V70H146ZM188 71H189V70H188ZM190 71H192V70H190ZM142 72H143V71H142ZM175 72H176V71H175ZM180 72H181V71H180ZM150 73H151V72H150ZM152 73H154V71H152ZM158 73H159V72H158ZM160 73H161V72H160ZM191 73H192V72H191ZM37 74H38V68H37V67H33V68H32V73H31V78L33 77V78H35V80H34V79H33V80L31 79V81H32L33 84H32V83L30 84V82H31V81H29L30 78H28V80H27V83H29V86L31 85V86H30L31 89L29 88V89L31 90L29 94L32 95V97H30V98L27 100L26 104H25V103L23 104V108L25 109V112H23V113L26 114V116H25L26 118L24 119L26 122L24 123V125L27 124V123H30V124H31V119H32V117L34 116V108L36 109V107H38V106H37V103L40 104V103L43 101V100H42V98H44V96L42 97L43 91H44L45 89H48L47 86H46L47 83H48V82H47V79H45L44 77L36 76ZM76 74H77V72H76ZM78 74H79V73H78ZM116 74H117V73H116ZM141 74H142V73H140V75H141ZM174 74H176V73H174ZM179 74H180V73H179ZM63 75H64V74H63ZM104 75H105V74H104ZM111 75H112V76L114 75L113 72L111 73ZM146 75H147V74H146ZM149 75H151V74H149ZM158 75H159V74H158ZM165 75H166V73H165ZM170 75H171V74H170ZM76 76H77V75H76ZM122 76H123V75H122ZM144 76H145V75H144ZM161 76H162V75H161ZM174 76H175V79H176V75H174ZM196 76H197V75H196ZM36 77H37V78H36ZM80 77H81V76H80ZM106 77H107V76H106ZM134 77H135V76H134ZM141 77H142V76H141ZM162 77H163V76H162ZM100 78H101V76H100ZM116 78H117V77H116ZM136 78H137V77H136ZM144 78H145V77H144ZM158 78H159V77H157L156 81L158 80ZM88 79H89V78H88ZM109 79H110V78H109ZM131 79H133V78H131ZM148 79H149V77H148ZM148 79L145 78V80H148ZM154 79H155V78H154ZM172 79H173V78H172ZM177 79H178V78H177ZM77 80H79V79H76V81H77ZM93 80H94V79H93ZM110 80H111V79H110ZM110 80H109V81H110ZM121 80H122V79H121ZM133 80H134V79H133ZM142 80H143V82H145L144 79H142ZM163 80H164V79L162 78V81H163ZM169 80H170V79H169ZM195 80H196V78H195ZM28 81H29V82H28ZM60 81H61V80H60ZM71 81H72V80H71ZM152 81H153V80H152ZM160 81H161V80H160ZM165 81H166V80H165ZM176 81H177V80H176ZM193 81H194V80H193ZM37 82H38V83H37ZM53 82H54V81H53ZM55 82H57V81H55ZM136 82H137V81H136ZM146 82H147V81H146ZM148 82H149V81H148ZM169 82H170V81H169ZM122 83H123V82H122ZM149 83H150V82H149ZM152 83H154V81H153ZM152 83H151V84H152ZM155 83H156V82H155ZM158 83H159V82H158ZM160 83L162 84V82H160ZM164 83H165V82H164ZM171 83H172V82H171ZM179 83H181V82H179ZM95 84H96V83H95ZM101 84H102V83H101ZM101 84H100V86H101ZM123 84H124V83H123ZM138 84H139V83H138ZM146 84H147V83H146ZM146 84H145V85H146ZM156 84H157V83H156ZM175 84H176V83H175ZM183 84H184V83H183ZM51 85H53V84L51 83ZM51 85H50V86H51ZM91 85H92V84H91ZM106 85H107V84H106ZM153 85H154V84H153ZM157 85H159V84H157ZM163 85H164V84H163ZM70 86H71V85H70ZM70 86H69V88H70ZM143 86H144V85H143ZM164 86H165V85H164ZM166 86H167V85H166ZM170 86L172 87V85H170ZM54 87H56V86H54ZM75 87H78V86H75ZM91 87H92V86H91ZM106 87H107V86H106ZM173 87H174V86H173ZM27 88H28V87H27ZM73 88H74V86H73ZM78 88H79V87H78ZM85 88L87 89V86H86ZM89 88H90V87H89ZM94 88H95V87H94ZM98 88H100V87H98V85H97V89H98ZM109 88H110V87H109ZM133 88H134V87H133ZM137 88H138V87H137ZM149 88H150V86H149ZM161 88H162V87H161ZM176 88H177V87H176ZM56 89H58V88H56ZM66 89H67V88H66ZM101 89H102V86H101ZM141 89H142V88H141ZM159 89H160V88H159ZM166 89H167V88H166ZM168 89H169V88H168ZM68 90H69V89H68ZM79 90H80V89H79ZM91 90H93V89H91ZM95 90H96V89H95ZM98 90H99V89H98ZM98 90H97V91H98ZM126 90H127V89H126ZM143 90H144V89H143ZM151 90H152V89H151ZM55 91H56V90H55ZM66 91H67V90H66ZM66 91H65V92H66ZM88 91H89V90H88ZM109 91H110V90H109ZM145 91H146V88H145ZM22 92H23V91H22ZM27 92H28V89H27ZM70 92H71V91H70ZM74 92H75V91H74ZM76 92H77V91H76ZM80 92H81V91H80ZM91 92H92V91H91ZM98 92H99V91H98ZM119 92H120V91H119ZM135 92H136V91H135ZM142 92H143V91H142ZM157 92H158V91H157ZM50 93H51V92H48V91H47V95H45V99H46V100H49V99H50L49 97H50L51 95H53L55 92H53V93H51V94H50ZM63 93H64V92H63ZM93 93H94V92H93ZM93 93H92V94H93ZM120 93H121V92H120ZM125 93H126V92H125ZM125 93H124V94H125ZM127 93H128V92H127ZM131 93H132V92H131ZM165 93H166V92H165ZM193 93H194V92H193ZM26 94H27V93H26ZM132 94H134V93H132ZM151 94H153V93H151ZM156 94H157V93H156ZM191 94H192V92H191ZM11 95H12V94H11ZM43 95H44V94H43ZM71 95H72V94H71ZM71 95H70V96H71ZM90 95H91V94H90ZM93 95H94V94H93ZM126 95H127V94H126ZM130 95H131V94H130ZM141 95H142V93H141ZM5 96H6V95H5ZM60 96H61V95H60ZM87 96H88V95H87ZM98 96H99V94H98ZM164 96H165V95H164ZM167 96H168V95H167ZM174 96H175V95H174ZM189 96H190V95H189ZM14 97H15V96H14ZM93 97H94V96H93ZM93 97H91V98H93ZM101 97H102V96H101ZM105 97H106V96H105ZM111 97H112V96H111ZM159 97H161V96L159 95ZM169 97H170V96H169ZM15 98H16V97H15ZM27 98H28V97H27ZM57 98H59V97H57ZM60 98L62 99V97H60ZM71 98H72V97H71ZM75 98H76V97H74L72 100H74ZM91 98H90V100H91ZM112 98H113V97H112ZM145 98H146V96H145ZM148 98H150V97H148ZM162 98L164 99L163 95H162ZM171 98H173V97H171ZM13 99H14V98H13ZM24 99H25V98H24ZM55 99H56V98H55ZM94 99H95V98H94ZM98 99H99V98H98ZM98 99H97V100H98ZM159 99L161 100V98H159ZM17 100H18V98H17ZM56 100H57V99H56ZM76 100H77V99H76ZM76 100H74V102H73V101H72V102L76 104V103H77ZM79 100H80V98H79ZM83 100H84V98H83ZM111 100H112V99H111ZM136 100H137V99H136ZM164 100H165V99H164ZM44 101H45V100H44ZM50 101H51V100H50ZM62 101H63V100H62ZM65 101H67V100H65ZM80 101H81V100H80ZM93 101H94V100H93ZM93 101H92V102H93ZM99 101H102V100H99ZM116 101H117V100H116ZM151 101H152V99H151ZM151 101H150V102H151ZM157 101H158V100H157ZM167 101H168V100H167ZM180 101H181V100H180ZM182 101H183V100H182ZM182 101H181V103H182ZM52 102H53V101H52ZM58 102H59V101H58ZM94 102H97V101H94ZM144 102H145V101H144ZM169 102H170V101H169ZM59 103H60V102H59ZM81 103H83V102H80V104H81ZM84 103H85V102H84ZM88 103H89V102H88ZM98 103H99V102H98ZM100 103H101V102H100ZM100 103H99V105H100ZM124 103H125V102H124ZM132 103H133V102H132ZM138 103H139V102H138ZM140 103H142V102H140ZM160 103H161V102H160ZM52 104H54V102H53ZM75 104H74V105H75ZM91 104H92V103H91ZM93 104H94V103H93ZM93 104H92V105H93ZM101 104H102V103H101ZM105 104H106V103H105ZM147 104H148V103H147ZM167 104H168V103H167ZM170 104H171V103H170ZM177 104H178V103H177ZM183 104H184V101H183ZM185 104H186V103H185ZM19 105H20V104H19ZM49 105H50V104H49ZM86 105H87V104H86ZM97 105H98V104H97ZM99 105H98V106H99ZM159 105H160V104H159ZM163 105H164V104H163ZM174 105H176V103H174ZM179 105H180V104H179ZM44 106H45V105H44ZM44 106H42V107H44ZM102 106H103V105H102ZM135 106H136V104H135ZM145 106H146V105H145ZM154 106H155V105H154ZM169 106H170V105H169ZM172 106H173V105H172ZM40 107H41V106H40ZM42 107H41V108H42ZM48 107H49V106H48ZM53 107H54V106H53ZM63 107H64V106H63ZM79 107H80V106H79ZM125 107H126V106H125ZM131 107H132V105H131ZM131 107H130L129 109H131ZM142 107H143V104H142ZM146 107H147V106H146ZM148 107H149V106H148ZM148 107H147V108H148ZM173 107H174V106H173ZM44 108H45V107H44ZM65 108H66V107H65ZM73 108H74V107H73ZM73 108H71V111H73ZM94 108H95V107H93V110H92V109H91V110L94 111ZM96 108H97V107H96ZM103 108H104V107H103ZM103 108H101L99 111L101 112ZM134 108H136V107H134ZM155 108H156V107H155ZM157 108H158V107H157ZM166 108H167V107H166ZM5 109H6V108H5ZM37 109H38V108H37ZM60 109L62 110L63 108H60ZM106 109H107V107H106ZM120 109H121V108H120ZM142 109H143V108H142ZM168 109H169V108H168ZM9 110H10V109H9ZM40 110H41V109H40ZM45 110H46V108H45ZM50 110H51V108H50ZM67 110H68V109H67ZM75 110H76V108H75ZM75 110H74V111H75ZM86 110H87V106H86ZM145 110H146V109H145ZM147 110H148V109H147ZM157 110H159V109H157ZM160 110L162 111V109H160ZM16 111H17V110H16ZM18 111H20V109H19ZM63 111H64V110H63ZM68 111H69V110H68ZM79 111H80V109H79ZM104 111H105V110H104ZM140 111H141V110H140ZM143 111H144V110H143ZM151 111H152V107H151ZM151 111H150V109H149V114H150ZM170 111H171V110H170ZM175 111L177 112L176 109H175ZM182 111H183V110H182ZM5 112H6V111H5ZM37 112H39V111H37ZM41 112H42V111H41ZM44 112H47V111H44ZM66 112H67V111H66ZM97 112H98V110H97ZM105 112L107 113V110H106ZM112 112H113V111H112ZM112 112H110V114H111ZM131 112H134V111H131ZM147 112H148V111H147ZM157 112H158V111H157ZM178 112H179V111H178ZM50 113H51V112H50ZM52 113H53V112H52ZM64 113H65V112H64ZM64 113H63V118H64ZM82 113H83V109H82ZM86 113H88V112H86ZM142 113H143V112H142ZM155 113H156V112H155ZM159 113H161V112L159 111ZM165 113H167V112H165ZM169 113H170V112H169ZM13 114H14V113H13ZM41 114H42V113H41ZM56 114H57V113H56ZM66 114H67V113H65V115H66ZM84 114H85V113H84ZM94 114H97V113H94ZM101 114H104V113H101ZM101 114H100V115H101ZM115 114H116V113H115ZM118 114H119V113H118ZM131 114L133 115V113H131ZM140 114H141V112H140ZM140 114H139V115H140ZM44 115H45V113H44ZM68 115H69V112H68ZM77 115H78V114H77ZM97 115H99V114H97ZM97 115H96V117H97ZM143 115H145V114H143ZM157 115H158V114H157ZM181 115H182V114H181ZM48 116H49V115H48ZM48 116H47V117H48ZM55 116H56V115H55ZM60 116H61V115H60ZM69 116H70V115H69ZM81 116H82V115H81ZM108 116H109V115H108ZM146 116H147V115H146ZM146 116H145V117H146ZM150 116H151V115H150ZM182 116H183V115H182ZM42 117H43V116H42ZM45 117H46V115H45ZM61 117H62V116H61ZM66 117H67V116H66ZM66 117H65V118H66ZM88 117L90 118V116H88ZM96 117H95V118H96ZM98 117H100V116H98ZM105 117H106V116H105ZM105 117H104V118H105ZM132 117H134V115H133ZM132 117H131V118H132ZM154 117H155V115H154ZM7 118H8V117H7ZM19 118H20V117H19ZM36 118H37V117H36ZM36 118H35V119H36ZM38 118H39V117H38ZM38 118H37V120H36L37 122H32L31 127H30L28 130H25V132H22L23 127H22V125H21L22 123L20 122L21 120H20V119L15 120L14 125H13L15 131H14V134H13V135H15V136H22V135H25V134L30 133L31 131L35 130L36 128L42 127V124L45 122V120H44V122L42 123V122H41V119H42V118H39V119H38ZM74 118H75V117H74ZM102 118H103V117H102ZM102 118H101V120H102ZM104 118H103V119H104ZM110 118H112V117H109V119H110ZM137 118H138V117H137ZM33 119H34V117H33ZM44 119H45V118H44ZM49 119H50V118H49ZM56 119H57V118H56ZM93 119H94V116H93ZM114 119L116 120V118H114ZM119 119H120V118H119ZM149 119H150V117H149ZM24 120H23V121H24ZM29 120H30V122H29ZM51 120H52V119H51ZM64 120H65V121H64V124H65V122H67V120H66V119H64ZM70 120H71V119H70ZM72 120H73V119H72ZM72 120H71V121H72ZM79 120H80V119H79ZM79 120H78V121H79ZM85 120H87V119L85 118ZM127 120H128V119H127ZM139 120H140V119H139ZM9 121H10V120H9ZM68 121H69V120H68ZM73 121H75V120H73ZM89 121H90V120H89ZM89 121H88V122L86 121V122L89 123ZM92 121H93V120H92ZM99 121H100V120H99ZM104 121H106V120H104ZM120 121H121V120H120ZM184 121L186 122V120H184ZM184 121H183V122H184ZM49 122H50V121H49ZM49 122H48V123H49ZM59 122H60V121H59ZM95 122H96V121H95ZM101 122H102V121H101ZM101 122H99V123H101ZM115 122H116V121H115ZM122 122H123V121H122ZM126 122H128V121H126ZM133 122H135V121H133ZM146 122H147V121H146ZM7 123H8V122H7ZM52 123H53V121H52ZM75 123H76V122H75ZM80 123H81V122H80ZM93 123H94V121H93ZM96 123H97V122H96ZM99 123H98V125H100ZM102 123H103V122H102ZM102 123H101V125H102ZM129 123H130V122H129ZM136 123H137V122H136ZM139 123H140V122H139ZM147 123H148V122H147ZM179 123H180V122H179ZM49 124H50V123H49ZM61 124H62V123H61ZM148 124H149V123H148ZM150 124H151V123H150ZM177 124H178V123H177ZM27 125H29V124H27ZM66 125H67V124H66ZM94 125H95V124H94ZM94 125H93V126H94ZM120 125H122V127H123V124H120ZM136 125H137V124H136ZM180 125H182V124H179V126H180ZM1 126H2V124H1ZM5 126H6V125H5ZM45 126H46V125H45ZM49 126H50V127H53L54 125L51 126V124H50ZM49 126H48V124H47V127H49ZM59 126H60V125H59ZM80 126H81V125H80ZM95 126H96V125H95ZM129 126H131V125H129ZM27 127H28V126H27ZM50 127H49V128H50ZM57 127H58V126H57ZM63 127H64V126H63ZM75 127H76V126H75ZM75 127L72 128V129H75ZM83 127H84V126H83ZM83 127H82V126H81V127H79V126L77 127L78 129L81 128V130H79L80 133H81V131L85 130V128H83ZM88 127H89V126H88ZM99 127H100V126H99ZM117 127H118V126H117ZM122 127H121V129H122ZM126 127H127V126H126ZM126 127H125V128H126ZM182 127H183V126H182ZM54 128H55V126H54L53 128H51V129H54ZM59 128H60V127H59ZM92 128H93V127H92ZM118 128H119V127H118ZM3 129H4V128H3ZM72 129H71V131H72ZM95 129H96V128H95ZM97 129H98V128H97ZM103 129H105V128H103ZM108 130H109V129H108ZM118 130H119V129H118ZM61 131H62V130H61ZM61 131H59V132H61ZM74 131H75V130H74ZM76 131L78 132L77 129H76ZM85 131H86V130H85ZM91 131H92V130H91ZM103 131H104V130H103ZM112 131H113V129H112ZM6 132H7V131H6ZM9 132H10V131H9ZM21 132H22V133H21ZM52 133H54V131H53ZM71 133H72V132H71ZM73 133H74V132H73ZM73 133L71 134L72 137H73ZM92 133H93V132H92ZM78 134H79V133H78ZM82 134H83V132H82ZM57 135H59L58 132H57ZM74 135H75V134H74ZM90 135H92V134H90ZM58 137L60 138V136H58ZM74 137H75V136H74ZM77 137L82 138L80 135H78ZM77 137H76V138H77ZM92 137H93V135H92ZM90 138H91V137H90ZM90 138H89V139H90ZM69 139H70V136H69ZM92 139H93V138H92ZM92 139H91V140H92ZM199 139H200V138H199ZM64 140H65V139H64ZM66 140H67V139H66ZM70 140H72V139H70ZM70 140H69V141H70ZM77 140H78V139H77ZM91 140H90V141H91ZM97 140H98V139H97ZM67 141H68V140H67ZM69 141H68V142H69ZM80 141H82V140H80ZM190 141H191V140H190ZM199 141H200V140H199ZM199 141H198V142H199ZM83 142H85V140H84ZM83 142H82V143H83ZM90 143H91V142H90ZM66 144H68V143H65L64 145L66 146ZM69 144H70V143H69ZM72 144H73V143H72ZM87 144H88V143H87ZM98 144H99V143H98ZM98 144H97V145H98ZM75 145H76V144H75ZM75 145H74V146H75ZM84 145H85V144H84ZM89 145H91V144H89ZM72 146H73V145H72ZM91 146H92V145H91ZM50 147L52 148V146H50ZM50 147H48V148L50 149ZM63 147H64V146H63ZM86 147H87V145H86ZM86 147H85V148H86ZM93 147L95 148V145H94ZM32 148L35 149L34 146H32ZM64 148H65V147H64ZM33 149H31V151H32ZM50 150H52V149H50ZM86 150H87V149H86ZM86 150H85V151H86ZM88 150H91V148H88ZM88 150H87V151H88ZM4 151H5L4 149L0 148V152H4ZM48 151H49V150H48ZM95 151H97V150L95 149ZM100 151H101V150H100ZM104 151H106V150H104ZM33 152H34V151H33ZM49 152H52V151H49ZM54 152H55V151H54ZM56 152H57V151H56ZM59 152H60V150H59ZM25 153H26V152H25ZM27 153L30 154V151L27 152ZM36 153H37V151L35 152V154H36ZM82 153H84V152H82ZM90 153H91V151H90ZM104 153H105V152H104ZM56 154H57V153H56ZM84 154H85V153H84ZM88 154H89V153H88ZM91 154H93V152H92ZM91 154H90V155H91ZM94 154H95V152H94ZM23 155H25V154H23ZM85 155H86V154H85ZM90 155H89V157H90ZM96 155H97V154H96ZM104 155H105V154H104ZM104 155H103V156H104ZM30 156H32V155H30ZM58 156H59V155H58ZM94 156H95V155H94ZM22 157H23V156H22ZM99 157H100V156H99ZM26 158H27V156H26ZM37 158H39V157H37ZM94 158H95V157H94ZM104 158L106 159V156H105ZM230 158H231V157H228V156H226V155H224V154H221L220 157H219V165L224 164L225 162L229 161ZM233 158H234L235 161H239V160H240V154L237 153ZM28 159H30V158H28ZM41 159H42V157H41ZM41 159H40L39 161H41ZM80 159H81V157H80ZM92 160H93V159H92ZM39 161L37 160V162H35V163L37 164L38 167H41V168H42V167L44 166V164L42 163V164H43V166H42V164H39ZM94 161L97 162L96 159H95ZM99 161H100V160H99ZM7 162L9 163V161H7ZM15 162H16L15 165H12L13 167L11 168V174H12V176H13V189H12V188H11V189L8 188L9 190H12V191H13L12 193L18 191V190H19L20 188H22L24 185H25V186H26V185H30V184L33 183L34 180H35L31 173H29V172H27V171L22 172V170H23V168H22V167H23V162H25V161H23V160H21V161L18 160V161H15ZM41 162H42V161H41ZM87 162H88V164H89V161H88V160H87ZM95 162H94V164H95ZM233 162H234V161H233ZM35 163H34V166H36ZM3 164H5V163H3ZM82 164H83V163H82ZM90 164H91V162H90ZM92 164H93V163H92ZM5 165H6V164H5ZM5 165H4V167H5ZM84 165H85V164H83L82 166L84 167ZM95 165H97V164H95ZM7 166H8V165H7ZM26 166H27V165H26ZM93 166H94V165H93ZM241 166H242V165H241ZM32 167H33V164H32ZM32 167H31V168H32ZM87 167H89V166L87 165ZM126 167H127V165H126ZM246 167H249V166H245V168H246ZM97 168H98V167H97ZM4 169H5V168H4ZM83 169H84V168H83ZM90 169H91V165H90L89 170H90ZM92 169H93V168H92ZM92 169H91V171H92ZM98 169H99V168H98ZM125 169H127V168H125ZM6 170H7V169H6ZM6 170H5V171H6ZM86 170H88V169L86 168ZM99 170H101V169H99ZM0 171H2L1 164H0ZM9 171H10V170H9ZM9 171H8V172H9ZM29 171H30V169H29ZM102 171H103V170H102ZM104 171H105V170H104ZM81 172H82V171H81ZM96 172H97V171H96ZM256 172H257V171H256ZM3 173H4V171H3ZM22 173H23V174H22ZM27 173H28V174H27ZM5 174H6V172H5ZM79 174H80V173H79ZM91 174H93V173H91ZM94 174H95V173H94ZM103 174H105V173H103ZM106 174H107V173H106ZM230 174H231V173H230ZM256 174H257V173H256ZM86 175H87V174H86ZM86 175H85V176H86ZM89 175H90V172H89L88 176H89ZM101 175H102V174H101ZM225 175H226V174H225ZM12 176H11V177H12ZM102 176H103V175H102ZM107 176H109V174H107ZM109 177H110V176H109ZM252 177H253V176H252ZM259 177H260V176H259ZM221 178H224V177H221ZM88 179H89V178H88ZM94 179H95V178H94ZM100 179H101V178H100ZM107 179H108V178H107ZM107 179H106V177H105V180H106V181H107ZM109 179H110V178H109ZM4 180H5V179H4ZM102 180H103V179H102ZM105 180H104V181H105ZM223 180H224V179H223ZM261 180H262V179H261ZM263 180H264V179H263ZM84 181H85V180H84ZM99 181H101V180H99ZM258 181H259V179H258ZM101 182H103V181H101ZM8 183H9V182H8ZM90 183H91V180H90ZM106 183H107V182H106ZM106 183H105V184H106ZM109 183H111L110 180H109ZM109 183H108V184H109ZM99 184H100V183H99ZM99 184H98V185H99ZM103 184H104V182H103ZM260 184H261V183H260ZM263 184H264V183H263ZM100 185H101V184H100ZM87 186H88V185H87ZM106 186H107V184H106ZM108 186H109V185H108ZM1 187H2V186H1ZM11 187H12V186H11ZM84 187H86V186H84ZM91 187H92V186H91ZM91 187H90V188H91ZM103 187H104V186H103ZM109 187H110V186H109ZM261 187H262V186H261ZM79 188H80V187H79ZM79 188H78V189H79ZM82 188H83V187H82ZM99 188H100V186H99ZM107 188H108V187H107ZM103 189H104V188H103ZM263 189H264V188H263ZM106 190H107V189H106ZM106 190H105V192H106ZM86 191H87V190H86ZM101 191H103L102 188H101ZM101 191H100V192H101ZM129 191H130V190H129ZM129 191H128V193H129ZM5 192H7V191H5ZM5 192H4V194H5ZM89 192H91V191L89 190ZM100 192H99V193H100ZM105 192H104V193H105ZM8 193H9V192H8ZM83 193H84V192H83ZM91 193H92V192H91ZM104 193H103V195H104ZM9 194H10V193H9ZM256 194H257V193H256ZM5 195H6V194H5ZM83 195H84V194H83ZM90 195H91V194H90ZM90 195H89V196H90ZM92 196H93V195H92ZM95 196H96V195H95ZM95 196H93V197H95ZM262 196H263V195H262ZM80 197H81V196H80ZM84 197H85V196H84ZM102 197H103V196H102ZM104 197H105V195H104ZM104 197H103V198H104ZM106 197H107V196H106ZM90 198H91V196H90ZM87 199H89V198H87ZM100 199H101V198L99 197V200H100ZM104 199H106V198H104ZM97 200H98V199H96V201H97ZM99 200H98V202H99ZM3 201H4V200H3ZM3 201H1V202H3ZM89 201H90V200H89ZM92 201H93V203H94L95 200L93 199ZM103 201H104V200H103ZM82 203H83V202H82ZM85 203H86V202H85ZM95 203H97V202H95ZM95 203H94V204H95ZM135 203H136L135 201H131V200L129 201V205H134ZM79 204H80V203H79ZM89 204H91V203H89ZM97 205H98V204H97ZM99 205H100V204H99ZM99 205H98V206H99ZM46 206H47V205H46ZM62 206H63V205H62ZM93 206H94V205H93ZM22 207H25V213H26L27 217H33V218H36V220L41 221V218H42V217H41V213H38V212H37L38 210L34 211V205H33L30 201L26 202V205H22ZM79 207H80V206H79ZM88 207H89V206H88ZM103 207H104V206H103ZM55 208H56V207H55ZM55 208H54V209H55ZM58 208L60 209L61 206H59ZM63 208H66V207L64 206ZM80 208H83V207H80ZM95 208H96V206H95ZM42 210H43V209H42ZM47 210H48V209H47ZM60 210H63V211H64V209H60ZM106 210H107V209H106ZM106 210L104 209V211H106ZM56 211H58V210H56ZM44 212H45V211H44ZM44 212H43V213H44ZM48 212H49V211H48ZM61 212H62V211H61ZM67 212H68V214H70V217H71V214H72L73 210H72V209H71V210H67ZM87 212H88V211H87ZM90 212H91V211H90ZM99 212H100V211H99ZM99 212H98V213H99ZM49 213H50V212H49ZM62 213H63V212H62ZM74 213H75V212H74ZM83 213H84V212H83ZM88 213H89V212H88ZM100 213H102V212H100ZM44 214H45V213H44ZM103 214H104V213H103ZM103 214H101V215H103ZM96 215H97V214H96ZM105 215H106V217H107V213H106V212H105V214H104V217H105ZM108 216H109V215H108ZM72 217H73V216H72ZM85 217H86V215H85ZM93 217H94V216H93ZM98 217H99V216H98ZM104 217H103V218H104ZM48 218H49V217H48ZM99 218H100V217H99ZM64 219H65V218H64ZM70 219H71V218H70ZM91 219H92V218H91ZM95 219H96V218H95ZM108 219H109V218H107V220H105V221L107 222ZM67 220H68V218H67ZM74 220H75V219H74ZM85 220H86V219H85ZM96 220H97V219H96ZM102 220H103V219H102ZM111 220H112V219H111ZM65 221H66V220H65ZM103 221H104V220H103ZM34 223H35V222H34ZM74 223H75V222H74ZM90 223H91V222H90ZM66 224H67V223H66ZM77 224H78V223H77ZM81 224H82V223H81ZM107 224H108V223H107ZM78 225H79V224H78ZM72 226H73V225H72ZM96 226H98V224H97ZM31 227H32V226L28 225V226L25 228V232H27V230L30 229ZM82 227H83V226H82ZM72 228H73V227H72ZM98 229H99V227H98L96 230H98ZM98 231H99V230H98ZM106 233H107V232H106ZM106 233H105V234H106ZM140 238H142V237H140ZM24 240H25V239H24ZM27 240H28V239H27ZM134 240H135V238H134ZM135 241H136V240H135ZM137 241H138V240H137ZM140 242H141V241H140ZM134 244H135V245H138V244H136V242H134ZM127 245H128V244H127ZM129 246H130V245H129ZM8 247H9V246H8ZM28 247H29V246H28ZM135 247H136V246H135ZM128 248H129V247H128ZM134 249L137 250V248H134ZM32 250H34V249L32 248ZM132 250H133V249H132ZM1 251H2V250H1ZM29 251H30V250H29ZM35 251H36V250H35ZM41 251H42V250H41ZM144 251H145V250H144ZM9 252H10V251H9ZM27 252H28V251H27ZM134 252H135V251H134ZM145 252H146V251H145ZM152 252H153V251H152ZM23 253H24V251H23ZM28 253H32V251H31V252H28ZM11 254H12V253H11ZM33 254H34V253H33ZM35 254H36V252H35ZM35 254H34V256H32L33 259H35L36 255H37V254H36V255H35ZM146 254H147V253H146ZM8 256H9V255H8ZM24 256H25V255H24ZM28 257H29V256L26 255L25 257H22V260H20V261H23V262H24V260H26ZM135 257H136V256H135ZM143 261H144V260H143ZM143 261H142V262H143ZM146 264H147V263H146Z\"/></svg>","mask_w":264,"mask_h":264}]
</instances>
